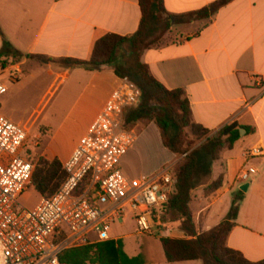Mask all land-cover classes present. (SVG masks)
Segmentation results:
<instances>
[{"label":"crops","instance_id":"obj_1","mask_svg":"<svg viewBox=\"0 0 264 264\" xmlns=\"http://www.w3.org/2000/svg\"><path fill=\"white\" fill-rule=\"evenodd\" d=\"M215 1L163 0V6L168 15L179 16ZM140 19L138 0H0V49L4 39L20 54L50 59L55 63L44 66L58 68L59 60L88 61L95 43L107 34L134 35ZM170 35L175 37L174 42L145 51L141 63L163 88L185 94L194 124L212 135L231 124L240 128V141L232 149H223L211 167V181L222 178L221 187L209 197H205L203 188L193 193L191 211L197 231L208 232L223 222L233 195L241 186L248 185L226 246L248 262H261L264 260V0L232 1L209 20L175 26ZM4 60L9 59H0V79L12 67L2 69ZM21 65L32 64L24 61ZM119 85L120 79L109 67L95 73L64 70L51 96L58 109L59 101L69 93L70 105L60 113L58 130L74 132L76 138L62 156L50 153L47 147L48 160L57 159L62 165L69 159ZM253 147L260 148L262 156L245 160L243 153ZM172 157L173 161L165 168L178 161ZM241 170L249 174L245 184L237 181ZM109 238L108 242H119L118 238ZM129 238L137 240L135 250L127 253L121 247L127 258L133 259L139 254L143 238L158 242L167 238L185 239V235L173 224L163 227L159 237L134 233Z\"/></svg>","mask_w":264,"mask_h":264},{"label":"built area","instance_id":"obj_2","mask_svg":"<svg viewBox=\"0 0 264 264\" xmlns=\"http://www.w3.org/2000/svg\"><path fill=\"white\" fill-rule=\"evenodd\" d=\"M7 81L17 83L15 76ZM7 87L0 81V97ZM140 89L120 79L102 113L69 159L65 179L50 198L18 212L17 198L30 186L34 166L25 156L27 134L0 117V264H62L68 251L109 241L111 225L131 216L139 236L159 237L160 222L175 180L170 168L144 180L126 177L119 167L136 140L125 128L124 114L141 101ZM262 156L253 147L245 160ZM247 171L237 181L245 184ZM94 237V238H92Z\"/></svg>","mask_w":264,"mask_h":264},{"label":"trees","instance_id":"obj_3","mask_svg":"<svg viewBox=\"0 0 264 264\" xmlns=\"http://www.w3.org/2000/svg\"><path fill=\"white\" fill-rule=\"evenodd\" d=\"M235 0H217L198 11L170 16L163 0H138L141 19L138 31L128 37L107 34L94 45L88 61L59 60L56 63L69 69H81L88 73L101 71L105 67L113 70L119 79H128L141 91V101L127 110L126 123L151 122L158 130L162 147L178 158L172 176L175 180L173 192L168 196L160 222L163 227L177 224L185 239H162L154 241L143 238L137 257L128 259L119 242H105L96 246L65 252L60 257L62 264H154L200 262L201 264H264V260L251 263L241 254L227 248L226 241L235 227L238 207L243 200L242 192L232 197L227 218L214 229L199 233L191 211L193 193L204 189L209 197L222 185V178L211 181V167L223 149H232L240 141L239 127L228 125L216 134H210L191 119L189 101L181 90L168 91L150 74L141 63L142 54L158 46L163 32L175 26L207 21L220 9ZM151 31H157L151 37ZM162 33V34H161ZM1 35V34H0ZM33 61L40 66L54 61L32 55H22L8 42L2 40L0 59ZM126 129L128 125H124ZM188 129L202 143L190 150L182 135ZM65 179L62 165L57 160H39L34 169L30 185L41 198H50Z\"/></svg>","mask_w":264,"mask_h":264},{"label":"rangeland","instance_id":"obj_4","mask_svg":"<svg viewBox=\"0 0 264 264\" xmlns=\"http://www.w3.org/2000/svg\"><path fill=\"white\" fill-rule=\"evenodd\" d=\"M170 33L171 30L167 33L163 32V37L158 42V46L175 41V37L171 36ZM157 34H159L157 31H151L150 35L154 37ZM24 61L27 60H21L17 63L9 58L8 61H1L2 69L12 67L0 79L7 87V92L0 97V117L8 119L27 133L25 156L32 162L35 169L41 159L48 162L57 160L46 158L45 149L47 147L50 153H57L62 156L72 147L76 134L74 132L61 133L58 130L60 113L70 105L69 93L68 97L59 101L58 109L55 106V98L51 96V92L58 86V81L63 78L64 70L67 68L62 64H58V68L54 66L43 67L33 61H27L28 64L32 65L23 66L21 64ZM8 76H15L18 80L17 83L8 82ZM128 114H124V125H128V128L136 134V140L131 149L120 160L119 167L126 177L144 180L171 164L173 157L162 147L158 130L154 125H151V122L127 124ZM182 135L185 143L191 145L190 150L197 148L202 143L188 129L184 130ZM174 165L170 168L171 172ZM39 199V195L30 185L27 191L17 198L18 212L32 210ZM126 215L130 219L126 221L125 226L121 227L123 221H115L111 225L112 230L109 236L118 238L120 244L129 253V251L135 250L137 240L129 238L136 232V228L130 214L126 212ZM96 245L98 244H94V246Z\"/></svg>","mask_w":264,"mask_h":264},{"label":"water","instance_id":"obj_5","mask_svg":"<svg viewBox=\"0 0 264 264\" xmlns=\"http://www.w3.org/2000/svg\"><path fill=\"white\" fill-rule=\"evenodd\" d=\"M247 188H248V185L241 186L239 191L242 192V193H246Z\"/></svg>","mask_w":264,"mask_h":264}]
</instances>
